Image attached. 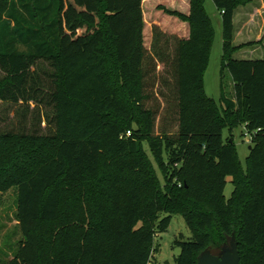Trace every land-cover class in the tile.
Listing matches in <instances>:
<instances>
[{
  "label": "trees",
  "instance_id": "1",
  "mask_svg": "<svg viewBox=\"0 0 264 264\" xmlns=\"http://www.w3.org/2000/svg\"><path fill=\"white\" fill-rule=\"evenodd\" d=\"M173 1L0 0V101L45 98L53 123L47 134L0 133V192L16 188L21 232L2 264H152L172 214L191 232L175 241V264L230 239L240 264H264V59L230 56L238 0H212L234 90L216 102L204 86L214 38L205 0ZM240 124L253 143L245 168L223 138Z\"/></svg>",
  "mask_w": 264,
  "mask_h": 264
},
{
  "label": "rangeland",
  "instance_id": "2",
  "mask_svg": "<svg viewBox=\"0 0 264 264\" xmlns=\"http://www.w3.org/2000/svg\"><path fill=\"white\" fill-rule=\"evenodd\" d=\"M169 4L181 6V0L167 2ZM205 10L209 15L214 27V38L210 52L209 64L204 74V86L206 94L212 97L216 102L219 101L221 92L227 97L233 98V83L228 70L221 69L222 59V27L221 16L218 9L215 7L212 0H205ZM232 37L229 54L235 59H264V0H238L237 5L233 10L232 18ZM19 48H23L20 46ZM41 70H50L46 62L41 63ZM3 72L0 70V77ZM42 76V75H41ZM44 78V76H42ZM46 81V79H44ZM167 82H170V78ZM165 87V85H164ZM171 88V84L168 85ZM166 89V88H165ZM165 91V90H164ZM166 97L170 98L171 93H166ZM162 106L168 105L165 103L164 97H161ZM19 114L14 115V112ZM52 108L46 104V99L41 101H31L28 104H22L18 107L17 104L8 101H0V133L6 130H19L21 126H36L39 134L50 133L53 129V123H48L47 117L51 116ZM50 124V125H48ZM135 126H132V130ZM23 129V128H21ZM28 130V129H27ZM24 130L25 132H30ZM251 133L243 124L236 127H226L223 130V138L231 141L237 151L238 159L243 168L246 166V158L249 154V149L253 145ZM142 148L147 157L152 162V166L157 172L160 182L163 183L162 173L163 167L158 168V165L153 160L150 149L145 140L142 141ZM163 166L166 172H170L169 161L163 156ZM233 190L231 177L226 178V186L224 196L228 198ZM70 191L62 196V210H66L70 202ZM17 209V190L11 187L0 192V264L9 260L15 252L18 242L21 239V232L16 218ZM64 222V214L57 221V225L61 226ZM47 226L41 230L42 237L45 240L52 236L47 232ZM191 238V232L180 214H172L170 223L166 231L156 233L155 235V252L152 254V264H175V259L180 253V247L175 243L176 240L188 241ZM54 241V239H52ZM52 241V242H53ZM233 241L230 239L227 245L218 248H210L202 251L212 256L221 257L231 250ZM198 261V260H197ZM197 264V263H196Z\"/></svg>",
  "mask_w": 264,
  "mask_h": 264
},
{
  "label": "water",
  "instance_id": "3",
  "mask_svg": "<svg viewBox=\"0 0 264 264\" xmlns=\"http://www.w3.org/2000/svg\"><path fill=\"white\" fill-rule=\"evenodd\" d=\"M197 264H240L239 255L235 244H232L231 250L221 257L212 256L208 253H202Z\"/></svg>",
  "mask_w": 264,
  "mask_h": 264
},
{
  "label": "built area",
  "instance_id": "4",
  "mask_svg": "<svg viewBox=\"0 0 264 264\" xmlns=\"http://www.w3.org/2000/svg\"><path fill=\"white\" fill-rule=\"evenodd\" d=\"M222 12L223 11H221L220 13H222ZM130 134H131L130 130H127L123 136H129Z\"/></svg>",
  "mask_w": 264,
  "mask_h": 264
}]
</instances>
